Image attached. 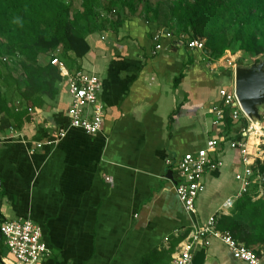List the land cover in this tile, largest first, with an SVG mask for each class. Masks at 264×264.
<instances>
[{
  "label": "crops",
  "instance_id": "0c3cea01",
  "mask_svg": "<svg viewBox=\"0 0 264 264\" xmlns=\"http://www.w3.org/2000/svg\"><path fill=\"white\" fill-rule=\"evenodd\" d=\"M140 14L126 12L113 30L87 34L89 51L66 62L100 77L99 132L68 129L56 144L35 146L54 139L51 125L68 123L69 95L59 83L56 96L45 98L31 121L17 128L12 120L0 130V219L29 218L41 227L52 250L42 264H172L191 225L204 222L238 188L221 203L195 201L194 215L178 199L167 172L175 179L174 162L209 138H222L223 165L205 174L199 195L216 196L219 188L208 192L210 185L221 184L226 168L235 181L242 167L229 140L240 136L247 122L231 118L228 125L225 116L212 125L208 111L219 88L234 82V69L175 38L163 36L154 52L152 36L164 27ZM46 61L43 55L38 59ZM0 258L15 264L1 238ZM191 264L246 263L213 240L194 250Z\"/></svg>",
  "mask_w": 264,
  "mask_h": 264
},
{
  "label": "trees",
  "instance_id": "16d2710c",
  "mask_svg": "<svg viewBox=\"0 0 264 264\" xmlns=\"http://www.w3.org/2000/svg\"><path fill=\"white\" fill-rule=\"evenodd\" d=\"M111 8L117 9L114 21L99 16L100 9ZM137 11L174 38L182 36L183 43L201 39L200 51L209 61L226 51L251 56L253 62L264 55V0H0V130L12 120L20 128L33 118L28 107L40 109L45 98L56 96L60 75L49 63L55 50L72 64L89 51L87 34L113 30L123 14ZM42 55L47 61L40 64ZM225 116L230 125L227 111ZM218 227L258 252L264 246V195L239 197Z\"/></svg>",
  "mask_w": 264,
  "mask_h": 264
},
{
  "label": "built area",
  "instance_id": "2783aa9c",
  "mask_svg": "<svg viewBox=\"0 0 264 264\" xmlns=\"http://www.w3.org/2000/svg\"><path fill=\"white\" fill-rule=\"evenodd\" d=\"M99 16L108 21H114L117 18V9L111 8L108 11L100 9ZM163 36L174 38L167 29L156 30L152 36L155 44L154 52L161 49L159 41ZM176 40L183 42L184 38L181 36ZM185 44L190 49H203L201 39H190ZM58 52L59 49L49 56V63L57 67L60 75L59 84L65 85L69 95L66 109L68 123L64 127L51 125L50 127L54 128V139L35 143L38 148L45 143L56 144L65 136L68 129H80L86 134H96L101 130L103 123L104 106L99 98L101 80L98 73L81 67L71 69L65 60L59 57ZM224 56L220 57L217 60L219 63L215 64L222 66L224 62V65L234 69L236 58L225 60ZM228 57L231 58L230 55ZM212 68L216 67L213 65ZM218 95V101L208 110L212 114V125L222 121L226 111L230 118L234 120L242 118L247 122L240 136L229 140L230 147L238 151L242 167L241 171L234 174L238 188L236 193L227 197L221 207L204 222H195L191 225L188 234L178 243L172 264H191L194 250L209 246L213 240L222 243L235 260L246 264H263L261 255L264 254V246L258 252L253 247L246 246L229 230L219 229L218 220L222 215L230 214L239 197L250 195L252 199H257L264 195V105L260 109V120L252 122L242 111L233 84L219 88ZM15 105L19 107L20 101L17 100ZM28 112L34 117L36 109L28 107ZM221 139L209 138L203 146L193 152L184 153L174 162V190L189 214L194 215L197 211L195 201L204 190L205 174L223 165L220 156L222 150L219 149ZM105 179L108 180V178ZM0 238L7 250V256L15 264H42L52 254V250L43 240L41 227L29 218L2 220Z\"/></svg>",
  "mask_w": 264,
  "mask_h": 264
},
{
  "label": "water",
  "instance_id": "95a60500",
  "mask_svg": "<svg viewBox=\"0 0 264 264\" xmlns=\"http://www.w3.org/2000/svg\"><path fill=\"white\" fill-rule=\"evenodd\" d=\"M233 85L242 111L250 121H259L260 109L264 105V55L257 62L236 65ZM166 177L175 183L172 170L167 172Z\"/></svg>",
  "mask_w": 264,
  "mask_h": 264
},
{
  "label": "rangeland",
  "instance_id": "374dc122",
  "mask_svg": "<svg viewBox=\"0 0 264 264\" xmlns=\"http://www.w3.org/2000/svg\"><path fill=\"white\" fill-rule=\"evenodd\" d=\"M230 53L229 52L228 53H225L224 54L225 56L223 55L224 56V59L226 60L228 58V59H231L232 60V58H234V59L236 58L235 59V65H238L239 63H241V64H243V63L250 64V63L253 62V58H251V56L243 55L240 52H236L234 54L231 53L232 55ZM228 55H230L231 58L228 57ZM10 94H14L13 89H10ZM224 171H227L226 176L223 175L222 176V179H221V177L219 179H216V181H220V179H221V184L220 185L219 184H216V182L212 183L210 185L211 188L208 191V192H212V190L214 189V187H217V188H219L217 195L216 196H212L211 193H208V194L205 193V194L199 195L196 198V205H198V203H199V205H205L206 206V205L209 204V206H210V202L211 201L214 202V200H215V202L218 201L219 203H221L222 200L228 194H230L231 189L233 187H237V182L232 179V174L231 173L229 174L228 168L224 169L222 171V173ZM202 211L204 212V214H206L208 212V209H206V207H204Z\"/></svg>",
  "mask_w": 264,
  "mask_h": 264
}]
</instances>
